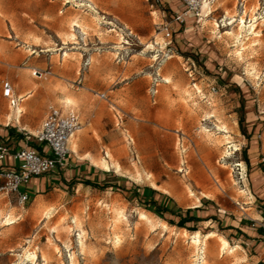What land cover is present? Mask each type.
Here are the masks:
<instances>
[{
    "label": "rangeland",
    "instance_id": "obj_1",
    "mask_svg": "<svg viewBox=\"0 0 264 264\" xmlns=\"http://www.w3.org/2000/svg\"><path fill=\"white\" fill-rule=\"evenodd\" d=\"M209 1L197 15L180 0H0L1 123L33 135L50 106L73 110L84 152L109 151L121 167L104 171L108 189H69L52 204L0 194V264L244 263L219 259L211 224L179 231L130 194L137 183L169 189L182 205L207 197L256 216L248 207L264 183V0H244V10L241 0Z\"/></svg>",
    "mask_w": 264,
    "mask_h": 264
},
{
    "label": "crops",
    "instance_id": "obj_2",
    "mask_svg": "<svg viewBox=\"0 0 264 264\" xmlns=\"http://www.w3.org/2000/svg\"><path fill=\"white\" fill-rule=\"evenodd\" d=\"M33 77L37 79L42 78L34 72ZM5 82H3V84ZM10 85L12 87L11 97H5L4 94L3 96L13 102L14 88L11 83ZM24 98L26 100L29 97L25 96ZM15 99L17 102L24 101L23 99H18V96H16ZM58 109L64 113L73 111H66L62 108ZM73 112L76 113L75 111ZM82 130L81 128L80 131L76 132L69 141L70 157L66 167L57 169L55 170L56 172L52 171L48 173V175L45 174L35 177L32 180L30 191L26 190L30 195L32 204L39 200L49 204L59 202L61 199L63 200L67 197L69 189L76 190L77 192L79 188L83 186L92 191L99 190L100 187L105 189L110 187V180L108 179L110 177L105 175V169L95 165L92 162V158L95 157L84 152L85 150L82 149V135H78L77 137V134L82 132ZM26 133L17 127V125L10 126L0 121V145H6L10 147L11 150H19L26 146ZM31 146L38 150L41 149L40 146L35 143H31ZM249 151L250 150L247 149V155ZM18 164L17 161H14L13 158L9 156L3 163H0V170L2 168H17ZM105 171H110V169ZM117 183L120 184L119 181H117ZM133 186V189L130 191L132 199L140 201L141 203H146L157 209H167L168 212L164 215L170 216L168 224L170 227H174L179 231L185 230L186 232H191L187 228L177 225L179 218L176 215L178 213L183 216H196L197 220L188 222L186 224L187 226L198 228L205 223L211 224V227L215 230L209 235L217 233V236L225 238L228 241L229 247L231 248V255L224 251L219 256V259L233 261V256L237 255L242 258L243 264H264V183L258 185L262 190L261 194L254 196L250 190L253 201H251V205L248 209L251 210L252 213H256L255 217L238 216L234 210L229 208L226 210L219 209L217 207L218 205H213V200L207 197H201L198 200V204H194L193 206L182 205L174 201L169 194L154 187L148 185L146 187H140L137 183ZM49 189L53 191H47ZM253 191L255 192V190ZM171 221H173V223H171ZM196 231L197 230L194 232Z\"/></svg>",
    "mask_w": 264,
    "mask_h": 264
},
{
    "label": "built area",
    "instance_id": "obj_3",
    "mask_svg": "<svg viewBox=\"0 0 264 264\" xmlns=\"http://www.w3.org/2000/svg\"><path fill=\"white\" fill-rule=\"evenodd\" d=\"M188 13L195 12L199 15V10L204 3L209 0H180ZM240 8L245 9L244 0L240 1ZM244 12V11H243ZM178 20L184 21L178 16ZM168 30V29H166ZM127 40H132L134 34L127 30ZM167 32V37H170ZM127 44L129 42L127 41ZM39 77H46L48 71H35ZM3 94L11 97L12 87L9 82L3 84ZM99 97L105 98L104 94ZM82 128V123L76 113L69 111L62 112L60 109L50 106L42 122V125L35 134H25L26 146L19 150H11L6 145H0V163H3L9 156L19 164L17 168H2L0 170V194L8 197L16 195L20 204H25L30 200V195L26 190L21 191V186H28L35 177L48 174L54 170L66 167L70 157L69 141L72 136ZM34 141L41 146L38 150L29 144Z\"/></svg>",
    "mask_w": 264,
    "mask_h": 264
},
{
    "label": "bare ground",
    "instance_id": "obj_4",
    "mask_svg": "<svg viewBox=\"0 0 264 264\" xmlns=\"http://www.w3.org/2000/svg\"><path fill=\"white\" fill-rule=\"evenodd\" d=\"M202 10H203V14L204 13H207V10H208V3H204L203 4V6H202ZM207 17H209V14H207ZM75 20V19H74ZM225 20V19H224ZM78 22L77 21H73V25H72V27H75V26H78V24H77ZM71 24V23H70ZM216 24V23H215ZM240 24H242V26L241 27H243L244 26V21H243V19L241 18V20H240ZM77 28V27H76ZM240 28V27H239ZM72 33V32H71ZM227 33V32H226ZM70 34V33H69ZM71 36L72 37H75V35L72 33L71 34ZM236 36H238V35H236ZM125 43H127V42H125ZM155 57H157V56H155ZM21 97V96H20ZM75 101V100H74ZM72 103H73V101H72V99H70V98H67V99H65V101H64V104L66 105V106H71L72 105ZM20 107V106H19ZM20 111V110H19ZM18 121V120H17ZM224 127V126H223ZM223 129V128H222ZM81 130V129H80ZM79 130V131H80ZM223 132V131H222ZM226 137V136H225ZM227 139V138H226ZM229 140V139H228ZM228 142V141H227ZM73 148H74V146H73ZM228 152V151H227ZM108 153H109V151H108ZM106 154V156H104L103 158H100V159H97V158H92V162L95 164V165H97L98 167H100V168H103V169H105V170H109L111 167V165L112 164H115V168H116V170L117 171H119L120 169H121V167H120V165H119V163H118V161L113 157V156H109L110 154ZM119 155V154H118ZM241 166H242V164H241ZM104 170V171H105ZM140 171H138L136 174L137 175H140ZM191 179L195 182V183H198V179L195 177V176H191ZM164 192L165 193H167V194H169V195H171V196H174V194H173V192L171 191V190H169V189H164ZM49 213V212H48ZM48 213H45V215L46 216H48L49 214ZM141 214H142V212H141ZM141 214L139 215V216H141ZM148 214V213H147ZM142 216L145 218V217H147L144 213L142 214ZM5 218V217H4ZM143 218V219H144ZM14 218H6L5 219V223L7 224V225H9V224H12V223H14L15 222V220H13ZM142 219V218H141ZM145 220V219H144ZM165 224V223H164ZM165 226H167V224L165 225ZM185 231V230H184ZM186 235V234H185ZM221 238V250L222 251H225V250H227L228 248H229V250H231V248L229 247V243H228V241L225 239V238H222V237H220ZM84 240V239H83ZM194 241L196 242V245H197V243L198 242H200V238H199V233H195L194 234ZM205 242V241H204ZM199 244V243H198ZM204 244V243H203ZM84 246V245H83ZM83 249V248H82ZM232 252V251H231ZM36 258V254L35 255H33V259H35ZM71 262H72V264H74V256L72 257L71 256Z\"/></svg>",
    "mask_w": 264,
    "mask_h": 264
},
{
    "label": "trees",
    "instance_id": "obj_5",
    "mask_svg": "<svg viewBox=\"0 0 264 264\" xmlns=\"http://www.w3.org/2000/svg\"><path fill=\"white\" fill-rule=\"evenodd\" d=\"M145 206H146L145 208L150 207L147 204ZM158 211H159L160 215H164L165 213L168 212L167 209H165V208L164 209H158ZM176 216L179 218V221L177 223V225L179 227H184V228H187L188 230H191V231L196 230L195 227H191V226L186 225L188 222L196 221L197 220L196 216H188V215L183 216L180 213H178ZM171 223H173V221H171Z\"/></svg>",
    "mask_w": 264,
    "mask_h": 264
}]
</instances>
